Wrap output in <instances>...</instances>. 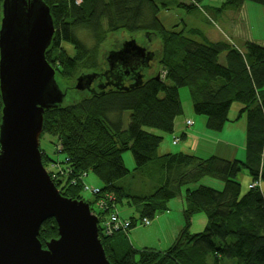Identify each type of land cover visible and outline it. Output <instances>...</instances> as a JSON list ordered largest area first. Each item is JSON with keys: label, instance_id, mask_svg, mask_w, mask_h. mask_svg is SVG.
Wrapping results in <instances>:
<instances>
[{"label": "trees", "instance_id": "1", "mask_svg": "<svg viewBox=\"0 0 264 264\" xmlns=\"http://www.w3.org/2000/svg\"><path fill=\"white\" fill-rule=\"evenodd\" d=\"M42 1L50 8L56 31L46 59L55 57L50 62L64 83L63 92L74 94L67 105L64 101L45 110L41 135V139L52 137L56 153L64 156L62 162L57 161L40 146L43 164L49 168L61 195L92 207L97 197L92 201L82 197L85 178L92 173L99 178L101 194L114 196L117 207L124 203L136 207L141 221H152L158 214L168 212L170 202L177 197L183 200L184 226L165 252L139 250L131 244L129 233L137 225L133 217L129 219L133 224L128 232L102 233V220L109 213L100 212L99 236L110 263L264 264V44L250 41L249 33L242 37V45H237L232 42V34L215 40L200 29L189 33L184 29L177 31L176 27L168 30L158 18V0ZM173 1L192 13L200 9L204 0ZM0 2L3 4L4 0ZM247 2L264 7V0H226L220 7H206L227 24L238 22L236 12L242 13ZM162 5L167 7L166 3ZM1 13L0 5V26ZM118 31L143 32L149 42L155 37L160 39L161 50L157 56L154 53L161 66L159 80L149 75L150 63L135 71L137 63L133 62L119 68L117 81L113 82L104 69L105 54L101 52ZM84 32L95 48L81 40ZM194 35L203 43L196 41ZM109 52L114 58L115 52ZM86 76L91 78L89 81H98V86L104 81L110 86L105 83L103 90L94 92L77 90L78 79ZM182 88L190 90L195 114L207 117L206 128L211 131H222L230 122L234 105H243L237 119L244 115L247 118L245 162L217 155L200 159L183 152L159 151L164 136L146 129L165 135L176 132L178 118L183 115L181 121L185 116ZM2 109L0 93V126ZM127 112L130 117L125 127ZM188 121L193 120H185L187 127ZM126 152L133 155V170L125 165ZM52 164L59 168L51 169ZM244 170L249 177L243 176L241 181ZM134 173L148 178L154 192L132 191L126 181ZM206 177L222 181L223 189L205 185L189 188ZM201 213L206 216V227L203 232L192 234L193 218ZM54 239H59L58 224L49 219L41 228L39 241L46 248Z\"/></svg>", "mask_w": 264, "mask_h": 264}, {"label": "water", "instance_id": "2", "mask_svg": "<svg viewBox=\"0 0 264 264\" xmlns=\"http://www.w3.org/2000/svg\"><path fill=\"white\" fill-rule=\"evenodd\" d=\"M50 8L42 0H4L0 26V264H111L99 236V218L83 201L61 195L43 164L44 113L67 95L46 59L55 35ZM115 55L136 52L135 40ZM160 76L156 77L159 80ZM77 81L86 90L91 81ZM55 219L59 239L39 241L43 224Z\"/></svg>", "mask_w": 264, "mask_h": 264}, {"label": "rangeland", "instance_id": "3", "mask_svg": "<svg viewBox=\"0 0 264 264\" xmlns=\"http://www.w3.org/2000/svg\"><path fill=\"white\" fill-rule=\"evenodd\" d=\"M225 1L226 0H204L202 4H200L199 6L200 9H197L194 12L190 13L185 8L184 9L180 8L178 6L177 1L158 0V5L161 8L158 13V18L161 20L163 25L168 30H171L176 27L175 29L177 31L184 29L186 33H189L188 31L192 29H200L209 38L211 37V39H215V40L220 39V36L222 35L232 34V37H233V38L231 37L232 42L237 45H242V43L244 42V39H242V37L244 36V34L249 33L250 41L259 43V44H264V7L256 3H253V2H247L246 8L243 9L242 13L236 12L237 16L235 18L238 17V22H234V23L228 22L227 24H225L221 18H217L215 15H213L210 12V9L206 7V6L220 7ZM163 3H166L167 7H164L162 5ZM3 4L0 2V5L2 6V13H1L2 17H3ZM245 27H246V32L243 31V28ZM84 34H80V38L83 40V42L87 46H89L88 45L89 42H93V41L88 36L87 32H84ZM193 38L196 41L203 43V41L199 38V36L194 35ZM132 40H135L139 46L147 49L151 53L152 60L150 61L151 69L149 71V75L158 76L161 72V66L159 65V60L157 58L154 59V53H155V56H157L158 53L160 52L161 42H160V39L157 37L153 38L152 42H149V37H147V35L143 32H139L136 34H130L125 31H118L112 34L110 38L106 41V43L103 46V51H102L103 53L101 52V54L104 55L108 51L116 52L117 48H119L120 45L124 46L127 42L132 41ZM63 47H65V43H63ZM101 62L104 65V57H102ZM224 62L225 61H223V63ZM56 79L58 81V84L61 90L63 91L64 83L60 81L58 74L56 75ZM69 87H72V86L69 85ZM73 95L74 94L67 95L65 99V102H66L65 105H67V102L70 101ZM180 95H181V99L183 102V107H184L185 112L187 111L189 114L192 115V117L207 120L206 116H198L195 114L193 110V106H192L190 90L188 88L181 89ZM242 107H243L242 104L236 103L230 114L231 117H238V113ZM129 117H130V112H127L125 114V122H126L125 127H127L129 123ZM181 117H183V115ZM181 117L178 118V121L181 119ZM236 121H237L235 125L236 131L222 132L224 130L223 129L220 132H216V131L209 130L208 131L209 138L211 140L213 139L225 140L224 138L227 137L228 139L226 141L236 146H242L243 143L246 142V131L245 133L243 132V126H244V123H246V126H247V118L244 115L242 118H239V119L236 118ZM194 124L195 123H193L192 126H194ZM192 126H190L191 129L194 128ZM146 131H148L149 133L164 136V139L166 137L170 143H171V137H172L174 145L179 144L181 142V140H179L177 143H175L176 140L178 139V136L173 137V134L165 135L164 133L158 130L149 129V128H147ZM53 141L54 139L52 137L44 136L43 139H41L42 149L46 151V153L49 154L53 159L62 162L64 159V156L63 154L56 153L55 146H53ZM163 150H164V147H160L159 151H163ZM123 157H124V162H125L126 167L129 170H133L134 167L136 166H135L132 153L126 152L124 153ZM196 157L200 159L210 158V143L207 139H204L201 141ZM240 161H244V160H240ZM243 176L249 177V173L247 170H244L242 172V175L240 176L241 181H242ZM58 180H59V176L56 177V182ZM126 182L127 184L130 185V189L132 191L145 190L144 192H147L150 190L154 192L153 183L146 177L139 178V174L136 175L134 173L132 176H130L127 179ZM84 183L88 185L91 189L101 187L99 178L96 177V175L92 173H90L85 178ZM199 185H205V186H209L212 188L215 187V189L216 188L223 189V182L218 179L211 178V177H206L202 179L200 182H198V184L191 185L189 188H196ZM183 191H185V187H183ZM82 197L87 201L88 200L92 201L94 199L93 193L91 191L84 190V188L82 192ZM96 197H97L96 202L98 203V205L100 206L99 204L100 202H101V205H103L101 196L95 195V198ZM181 201H182L181 196L172 200L169 204V211L162 213V214H158L156 216V219L152 220L153 225L145 226V227L142 226L141 224L140 212L137 210L136 207H130L127 203H124L123 205H119L118 210L120 211V214L122 216L133 217L137 220L136 227L132 229L129 234V239L133 243V246L139 250H142L144 248L153 249V250H161V249H165L168 247H169L168 249H170L171 244L175 243L176 239L179 237L180 232L184 226L183 214L180 210H178V205H177V204H180ZM96 206L97 205L93 204L92 208L95 210L97 214H99L100 213L99 208H97ZM174 218L175 219L177 218L180 221V223L176 225L173 221ZM205 218L206 216L203 213L194 216L193 227L191 230L192 234H198L204 231L206 227L203 225L205 223ZM167 250H164V252Z\"/></svg>", "mask_w": 264, "mask_h": 264}, {"label": "crops", "instance_id": "4", "mask_svg": "<svg viewBox=\"0 0 264 264\" xmlns=\"http://www.w3.org/2000/svg\"><path fill=\"white\" fill-rule=\"evenodd\" d=\"M246 5L247 3L244 5L243 9L246 8ZM229 118H230V122H228V124L225 126L222 132L236 131L235 125L237 122L236 121L237 117H231L230 115ZM186 119H192L194 121L195 124L194 126H192L194 127L193 129H191V127L188 128L186 126V123H185ZM206 129H207L206 119H198V118L192 117V115L186 111L184 118L181 121L180 120L177 121V129H176V132L173 134V137L175 136L182 137V135H184L183 139L181 140L179 144L174 145L172 137H171V143L165 137L164 143L161 146V147H164V150L161 152L164 154L174 153V152H183L187 154L196 155L199 150V145L201 141L204 139H207L210 143V157L213 155H217L218 157L224 158L226 160H234V159H239V160H244V161L246 160V151H245V145H244L245 142L243 143L242 146H236L226 141L228 139L227 137L224 138L225 140L213 139L214 140L213 141L209 138V134H208L209 130L208 129L206 130ZM245 131H246V123H244V126H243V132L245 133ZM177 205H178V210L182 212L183 200L180 202V204H177ZM122 217L130 219V217H125V216H122ZM173 221L176 225L180 223V221L177 218L176 219L174 218ZM203 225L204 226L206 225V218H205V223ZM131 244L133 245L132 242ZM172 245L173 244H171V246ZM168 248L161 249L160 251L167 250Z\"/></svg>", "mask_w": 264, "mask_h": 264}, {"label": "built area", "instance_id": "5", "mask_svg": "<svg viewBox=\"0 0 264 264\" xmlns=\"http://www.w3.org/2000/svg\"><path fill=\"white\" fill-rule=\"evenodd\" d=\"M188 126L193 125V121H188L187 123ZM180 140L178 138L175 143H177ZM51 169H57L59 168V165L57 164H52ZM50 172V171H49ZM56 179V178H55ZM84 190L86 191H91L93 193V196L95 198V195L101 196V200L103 202V205H101V202L99 203L100 206L98 205L97 202L94 204L97 205L96 207L99 208V211H106L109 213L108 217L106 220H102V233H105L107 235H112L115 232L123 231V232H128L130 228L132 227L131 221L127 218H124L121 216L120 211L118 210V207L115 204V198L112 195H107L104 196L101 194L100 187L99 188H90L88 185L84 183ZM93 214L96 215L99 218V214L95 212V210L92 208ZM142 226H151L152 221L148 219H143L141 221Z\"/></svg>", "mask_w": 264, "mask_h": 264}, {"label": "flooded vegetation", "instance_id": "6", "mask_svg": "<svg viewBox=\"0 0 264 264\" xmlns=\"http://www.w3.org/2000/svg\"><path fill=\"white\" fill-rule=\"evenodd\" d=\"M118 51H120V50H118ZM146 53H147V57H152L151 53L147 49H146ZM105 54L106 55H105V66H104L105 68L104 69L108 74H111L113 82H115V83L117 81L115 74L119 68L128 67L133 62H136L137 66L135 67L134 70L139 71L141 69V67L143 66V64L145 65L147 63V61H146L147 59L138 56L136 52H132V53H129L127 55H115L114 58H112L110 56L111 52H109V51L106 52ZM53 60H54V58L52 57L50 59V61L52 62ZM102 73H104V72H102ZM127 74H129V72H127ZM127 76H129V75H127ZM90 79H91L90 77L86 76L85 81L88 82ZM105 83H107V82L104 81V84ZM120 83H122V82H120ZM104 84L101 86H98V81L94 80L91 82L90 88L86 89V91L94 92V90H96V89L103 90L104 89L103 86H106ZM107 86H110V82L107 83Z\"/></svg>", "mask_w": 264, "mask_h": 264}, {"label": "clouds", "instance_id": "7", "mask_svg": "<svg viewBox=\"0 0 264 264\" xmlns=\"http://www.w3.org/2000/svg\"><path fill=\"white\" fill-rule=\"evenodd\" d=\"M48 61V60H47ZM50 64H51V62L50 61H48ZM52 65V64H51ZM52 67H53V65H52ZM56 70V69H55ZM56 74H57V71H56ZM58 83V82H57ZM59 85V84H58ZM79 91H82V90H79ZM65 101V100H64ZM58 107V106H57ZM52 108H56V107H51L50 109H52ZM49 110V109H48ZM193 123H194V121H193ZM190 127V126H189ZM188 127V128H189ZM178 138H180V140H182V138L181 137H178ZM51 166V165H50ZM47 169V171H48V173L50 174V172H49V168L47 167L46 168ZM50 176H51V174H50ZM51 179H52V176H51ZM52 181H53V179H52ZM54 182V181H53ZM55 183V182H54ZM143 220V219H142ZM99 227V226H98Z\"/></svg>", "mask_w": 264, "mask_h": 264}, {"label": "bare ground", "instance_id": "8", "mask_svg": "<svg viewBox=\"0 0 264 264\" xmlns=\"http://www.w3.org/2000/svg\"><path fill=\"white\" fill-rule=\"evenodd\" d=\"M82 40V39H81ZM83 41V40H82ZM91 48H95L96 47V45H95V43L94 42H89V44H88ZM225 55V54H224ZM224 55H222V56H224ZM183 89V88H182ZM180 91H181V89H180ZM124 126H126V122H125V119H124ZM90 174V173H89ZM84 176H87L86 174H84Z\"/></svg>", "mask_w": 264, "mask_h": 264}]
</instances>
